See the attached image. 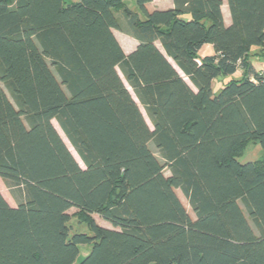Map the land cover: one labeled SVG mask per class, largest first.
I'll return each mask as SVG.
<instances>
[{
    "label": "trees",
    "instance_id": "16d2710c",
    "mask_svg": "<svg viewBox=\"0 0 264 264\" xmlns=\"http://www.w3.org/2000/svg\"><path fill=\"white\" fill-rule=\"evenodd\" d=\"M152 1L0 0V264H264V0Z\"/></svg>",
    "mask_w": 264,
    "mask_h": 264
},
{
    "label": "rangeland",
    "instance_id": "374dc122",
    "mask_svg": "<svg viewBox=\"0 0 264 264\" xmlns=\"http://www.w3.org/2000/svg\"><path fill=\"white\" fill-rule=\"evenodd\" d=\"M78 1L79 0H65V2L68 4L75 3ZM125 1L128 3V4L127 3L126 4L128 5L129 8H131V7L135 8V6H136L135 0H125ZM226 11H227V5L225 7V13H226ZM259 52H260L259 49H255L252 52V54H254V56L252 57V62H253V65L255 67V70L257 72H260V73L263 72L264 73V62L261 59L262 57H256L255 56V54L258 55ZM204 54H207L206 51H204L202 53V55H204ZM240 75H241V72L238 71L236 76H240ZM231 80H232V77H230V76H227V77L221 76V77H218L217 79H215L213 82V93H214V95H218L220 93V90L222 89V87H224L226 84H228ZM141 108H142L144 116L146 117V120L148 121L150 127L153 129V126H152L144 108L142 106H141ZM53 124H54L55 128L57 129V131L59 132V134L61 135V137L63 138V140L65 141V143L68 146V148L70 149V151L72 152V154L74 155V157L76 158V160L78 161V163L81 166H83V164H82L81 160L79 159L78 155L76 154L75 150L72 148V146L70 145V143L68 142V140L64 136L63 132L61 131L57 121L54 120ZM150 147L153 150V152L156 154V156L158 158H160V155H159V153H158V151L155 148L153 143L150 144ZM263 155H264V153H263V150H262L261 146L259 145V143H251L246 148L243 155L239 158V161L243 164L248 163V162L259 161L263 158ZM164 173L166 176L170 175V172L168 169H166ZM0 192L3 195V197L6 199V201L11 206L17 207V205L19 204V200L17 199L16 195H14L13 192L7 188L6 183L1 178H0ZM177 194H178L180 200L182 201V203L184 204V206L186 207L190 216L194 219L195 216H194V213H193V211H192V209L188 203L187 198L183 195V193L180 190H177ZM68 213L71 216L70 226L72 228V234L80 233V234L91 235L88 227L86 225H84L83 223H81L80 220L75 216V214L78 213V210L76 208L70 209ZM93 218L99 226H102V227H105L108 229H113V227L111 226L110 223L104 221L99 216L93 215ZM90 251H91V247H86V246L80 247V256L78 257L75 264H80L81 261L89 254Z\"/></svg>",
    "mask_w": 264,
    "mask_h": 264
},
{
    "label": "crops",
    "instance_id": "0c3cea01",
    "mask_svg": "<svg viewBox=\"0 0 264 264\" xmlns=\"http://www.w3.org/2000/svg\"><path fill=\"white\" fill-rule=\"evenodd\" d=\"M123 1L126 2L125 0H123ZM226 5L227 4L225 2L223 7H222V12H223V16H224V20H225L226 25H230L231 24V17H230V13H229L228 7H227V11L225 13ZM131 8H132L133 11H137V6H135V8H133V7H131ZM173 8H174L173 0H153L148 5V10L149 11H155V10H162L163 11V10H169V9H173ZM113 33H114L116 39L118 40V42L120 43V45H121V47L124 50L126 55L131 54L137 48V46L139 45L137 40H135L131 36L121 32V31L114 30ZM156 45L161 51H163V48H162L160 43H156ZM204 51H206L207 54L202 55V53ZM213 54H214V51H213V48H212L211 45H206L201 50V56L202 57L211 56Z\"/></svg>",
    "mask_w": 264,
    "mask_h": 264
}]
</instances>
